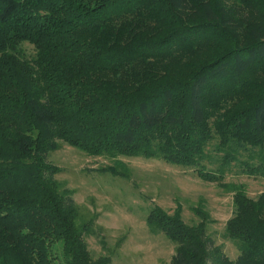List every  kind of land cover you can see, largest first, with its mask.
<instances>
[{"label": "trees", "instance_id": "obj_1", "mask_svg": "<svg viewBox=\"0 0 264 264\" xmlns=\"http://www.w3.org/2000/svg\"><path fill=\"white\" fill-rule=\"evenodd\" d=\"M60 143L110 159L92 171L113 176H129L120 157H144L223 188L233 163L264 178V0H0V264H110L60 190ZM234 190V261L200 207L195 226L181 206L152 211L173 264H264V194Z\"/></svg>", "mask_w": 264, "mask_h": 264}, {"label": "rangeland", "instance_id": "obj_2", "mask_svg": "<svg viewBox=\"0 0 264 264\" xmlns=\"http://www.w3.org/2000/svg\"><path fill=\"white\" fill-rule=\"evenodd\" d=\"M217 142L207 148L209 170L219 166ZM128 177L92 170L113 165L104 157H91L84 151L60 143L49 154L50 162L61 171L56 179L60 190L73 194L79 213L78 225L89 224L94 235L84 241L93 260L107 258L110 264H173L176 245L148 224L156 207L174 215L182 207V218L189 226L201 222L193 208L208 213L207 236L231 260L240 255L235 243L226 237V224L234 215V188L256 200L264 194V178L245 174L233 163L223 188L202 180L194 168L172 165L160 158L120 157ZM242 160H246L243 158Z\"/></svg>", "mask_w": 264, "mask_h": 264}]
</instances>
